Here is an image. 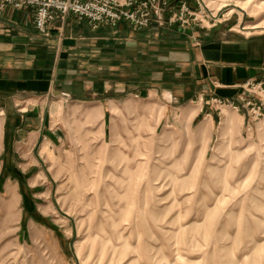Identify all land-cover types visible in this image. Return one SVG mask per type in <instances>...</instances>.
I'll return each instance as SVG.
<instances>
[{
	"label": "rangeland",
	"instance_id": "1",
	"mask_svg": "<svg viewBox=\"0 0 264 264\" xmlns=\"http://www.w3.org/2000/svg\"><path fill=\"white\" fill-rule=\"evenodd\" d=\"M196 3V23L264 31V0ZM83 65L57 89L94 73ZM68 89L45 106L56 146L39 166L4 149L21 118L0 101V264H264V118L229 102Z\"/></svg>",
	"mask_w": 264,
	"mask_h": 264
},
{
	"label": "crops",
	"instance_id": "2",
	"mask_svg": "<svg viewBox=\"0 0 264 264\" xmlns=\"http://www.w3.org/2000/svg\"><path fill=\"white\" fill-rule=\"evenodd\" d=\"M183 2L198 11L196 0H171V6ZM171 16L170 10L163 14L165 21ZM201 19L203 24H154L135 31L126 23L94 28L71 15L51 23L43 35L33 9L6 8L0 13V101L17 103L21 120L7 127L4 149L17 151L22 165L47 163L42 150L47 144L54 149L56 142L46 125L45 106L68 88L69 95L77 87L98 91L100 101L161 95L176 103L222 101L244 108V100L252 97L245 83H264V31L240 35L230 25ZM79 62L94 73L58 90V80L70 77L67 73ZM91 99L98 98L83 100ZM41 102L45 105L39 107Z\"/></svg>",
	"mask_w": 264,
	"mask_h": 264
},
{
	"label": "built area",
	"instance_id": "3",
	"mask_svg": "<svg viewBox=\"0 0 264 264\" xmlns=\"http://www.w3.org/2000/svg\"><path fill=\"white\" fill-rule=\"evenodd\" d=\"M200 5V2H199ZM33 9L35 26L41 33H47L51 23L59 18L75 16L79 21H87L94 26L106 24L112 27L126 23L135 31H142L154 24L163 25L162 13L170 10V24L189 26L198 22L199 16L187 2L178 7L171 6V0H0V13L6 8ZM244 89L258 94L264 99V83L249 80ZM245 105L256 118H264V105L246 99ZM223 103L222 101H219ZM239 110V108H235Z\"/></svg>",
	"mask_w": 264,
	"mask_h": 264
},
{
	"label": "bare ground",
	"instance_id": "4",
	"mask_svg": "<svg viewBox=\"0 0 264 264\" xmlns=\"http://www.w3.org/2000/svg\"><path fill=\"white\" fill-rule=\"evenodd\" d=\"M227 121H228V119H227ZM227 124H229V123H227ZM227 124H226V125H227Z\"/></svg>",
	"mask_w": 264,
	"mask_h": 264
}]
</instances>
